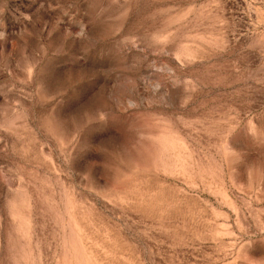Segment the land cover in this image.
<instances>
[{
  "label": "rangeland",
  "instance_id": "374dc122",
  "mask_svg": "<svg viewBox=\"0 0 264 264\" xmlns=\"http://www.w3.org/2000/svg\"><path fill=\"white\" fill-rule=\"evenodd\" d=\"M0 264H264V0H0Z\"/></svg>",
  "mask_w": 264,
  "mask_h": 264
}]
</instances>
